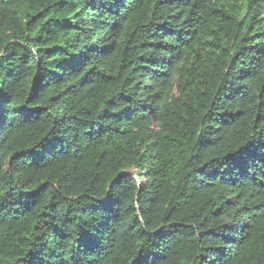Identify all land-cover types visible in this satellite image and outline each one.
<instances>
[{
  "label": "trees",
  "instance_id": "trees-1",
  "mask_svg": "<svg viewBox=\"0 0 264 264\" xmlns=\"http://www.w3.org/2000/svg\"><path fill=\"white\" fill-rule=\"evenodd\" d=\"M0 264H264V0H0Z\"/></svg>",
  "mask_w": 264,
  "mask_h": 264
}]
</instances>
